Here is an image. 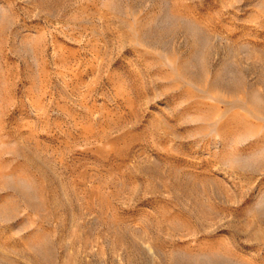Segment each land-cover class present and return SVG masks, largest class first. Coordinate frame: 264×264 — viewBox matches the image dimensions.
I'll list each match as a JSON object with an SVG mask.
<instances>
[{
  "label": "rangeland",
  "instance_id": "obj_1",
  "mask_svg": "<svg viewBox=\"0 0 264 264\" xmlns=\"http://www.w3.org/2000/svg\"><path fill=\"white\" fill-rule=\"evenodd\" d=\"M0 264H264V0H0Z\"/></svg>",
  "mask_w": 264,
  "mask_h": 264
}]
</instances>
